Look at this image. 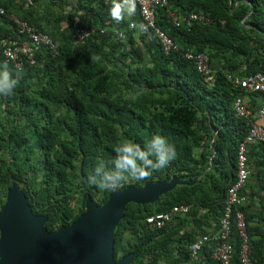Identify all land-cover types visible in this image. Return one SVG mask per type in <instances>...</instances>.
Masks as SVG:
<instances>
[{"label":"trees","instance_id":"obj_1","mask_svg":"<svg viewBox=\"0 0 264 264\" xmlns=\"http://www.w3.org/2000/svg\"><path fill=\"white\" fill-rule=\"evenodd\" d=\"M112 3L33 0L24 8L23 2L0 0L5 12L0 39L19 38L12 15L55 45L53 51L41 49L32 66L20 57L18 68L0 46V65L7 63L19 79L12 97L0 96V209L15 183L32 214L45 216V230L54 232L84 213L87 198L102 206L115 190L177 178L192 184H177L152 204L126 205L113 231L112 253L115 263L133 254L129 264H187L192 242L218 230L237 147L250 127L234 114L235 97L245 94L228 75H264V0H169L155 15L157 28L177 47L167 54L153 35L129 28L139 22L136 10L120 23L113 21ZM169 13H194L210 23L194 20L176 27ZM84 26L94 33L75 44L76 29ZM186 52L207 55L215 76L211 87L183 57ZM251 95L264 105V93ZM156 134L175 145L176 159L167 167L148 179L129 178L115 190L88 184L94 167L111 166L118 144L131 140L144 147ZM261 198L258 214L241 207L253 264H264ZM176 205H187L189 213L160 229L146 224V217ZM230 239L231 264H241L234 225ZM212 249L206 244L193 263L218 264Z\"/></svg>","mask_w":264,"mask_h":264},{"label":"built area","instance_id":"obj_2","mask_svg":"<svg viewBox=\"0 0 264 264\" xmlns=\"http://www.w3.org/2000/svg\"><path fill=\"white\" fill-rule=\"evenodd\" d=\"M16 3H22L24 8H28L33 0H14ZM109 2L110 0H104ZM169 0H136V11L139 16V22H130L129 28L135 30L138 35H153L160 43L165 54L169 51H176L177 47L166 34L157 28L155 24V15L158 9L168 5ZM5 14L0 7V15ZM171 23L176 27L183 24H189L197 20L204 24H209L210 20L198 14L190 13L186 16H178L169 13ZM10 20L16 24L18 39L6 37L0 39L3 57L7 61L15 63L19 67L17 60L24 57L26 62L32 66L35 63V55L41 49L54 50L55 46L49 37L37 32L27 22L10 15ZM264 17V11H263ZM94 33L93 29L87 26L80 27L76 30L75 44H83ZM102 33V32H101ZM183 57L191 61L197 73L203 79V82L211 87L214 83L215 76L209 65L207 55L203 53L186 52ZM228 79L234 87L244 91V93H264V75L255 73L247 77H238L228 75ZM233 111L236 117L246 119L250 122V127L244 140L238 145L235 160V177L227 189L226 200L222 218L219 222L218 230L209 235L198 237L189 247L190 258L187 264H194L193 260L206 244L213 246L211 259L218 264H231L232 244L230 233L232 225L235 226L240 244V263L253 264L248 257L249 240L245 232L244 213L241 207L247 203V197L243 190L249 178L250 171L248 167L247 146L252 143H264V127L260 125V120L264 118V105L257 112H252L251 108L243 97L237 96L233 102ZM190 208L187 205L173 206L169 211L146 217L145 222L150 228L160 229L171 222L175 216H186Z\"/></svg>","mask_w":264,"mask_h":264},{"label":"water","instance_id":"obj_3","mask_svg":"<svg viewBox=\"0 0 264 264\" xmlns=\"http://www.w3.org/2000/svg\"><path fill=\"white\" fill-rule=\"evenodd\" d=\"M177 184L192 183L177 178L149 181L142 188L111 192L102 206L87 198L84 213L71 225L47 232L45 216L32 214L24 194L12 183L0 209V264H129L133 254L115 263L112 253L113 231L126 205L152 204Z\"/></svg>","mask_w":264,"mask_h":264},{"label":"clouds","instance_id":"obj_4","mask_svg":"<svg viewBox=\"0 0 264 264\" xmlns=\"http://www.w3.org/2000/svg\"><path fill=\"white\" fill-rule=\"evenodd\" d=\"M135 10L136 0H113L109 15L113 21L120 23L124 21L126 16L135 14ZM18 85L19 79L13 78L8 70L7 63L0 65V96L12 97ZM114 151L116 155L111 161L110 167L96 166L89 173L87 178L89 185L100 190H115L129 178L137 180L148 179L153 172L167 167L177 156L175 145L167 137L160 134L154 135L144 147L127 140L118 144ZM0 237H2V233H0Z\"/></svg>","mask_w":264,"mask_h":264},{"label":"crops","instance_id":"obj_5","mask_svg":"<svg viewBox=\"0 0 264 264\" xmlns=\"http://www.w3.org/2000/svg\"><path fill=\"white\" fill-rule=\"evenodd\" d=\"M64 10L65 12H71V7L64 6ZM244 94L243 98L249 107L254 112H257L262 106L261 101L251 94ZM260 125L264 126V118L260 120ZM248 158L250 176L243 190L248 199L245 204V210L251 214H258L262 210L263 198L261 197L264 196V147L258 143L250 144Z\"/></svg>","mask_w":264,"mask_h":264}]
</instances>
